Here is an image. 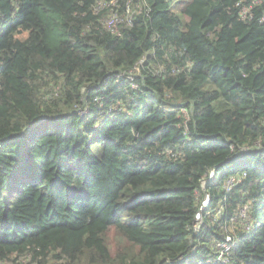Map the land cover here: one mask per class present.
<instances>
[{
    "label": "trees",
    "instance_id": "obj_1",
    "mask_svg": "<svg viewBox=\"0 0 264 264\" xmlns=\"http://www.w3.org/2000/svg\"><path fill=\"white\" fill-rule=\"evenodd\" d=\"M0 264H264V0H0Z\"/></svg>",
    "mask_w": 264,
    "mask_h": 264
},
{
    "label": "clouds",
    "instance_id": "obj_2",
    "mask_svg": "<svg viewBox=\"0 0 264 264\" xmlns=\"http://www.w3.org/2000/svg\"><path fill=\"white\" fill-rule=\"evenodd\" d=\"M218 168H219V167L212 169V170L210 171V173H209V176L212 177L213 175H215V172L217 171ZM203 201H206V200H203ZM206 202H207V201H206ZM201 203H202V202H201Z\"/></svg>",
    "mask_w": 264,
    "mask_h": 264
},
{
    "label": "built area",
    "instance_id": "obj_3",
    "mask_svg": "<svg viewBox=\"0 0 264 264\" xmlns=\"http://www.w3.org/2000/svg\"><path fill=\"white\" fill-rule=\"evenodd\" d=\"M206 204H207V202L206 201H202V203H201V207L203 208V207H205L206 206ZM197 220H199V217H197L196 218V221ZM226 240H228L229 241V238L228 239H226ZM227 249V248H226Z\"/></svg>",
    "mask_w": 264,
    "mask_h": 264
},
{
    "label": "rangeland",
    "instance_id": "obj_4",
    "mask_svg": "<svg viewBox=\"0 0 264 264\" xmlns=\"http://www.w3.org/2000/svg\"><path fill=\"white\" fill-rule=\"evenodd\" d=\"M108 20H110V18H109ZM199 225H201V220L196 221V226H195V228L197 229V228L199 227ZM224 249H225V247H224ZM224 249H223V250H224Z\"/></svg>",
    "mask_w": 264,
    "mask_h": 264
}]
</instances>
